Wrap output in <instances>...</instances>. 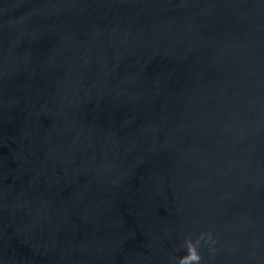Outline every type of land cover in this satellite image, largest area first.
I'll return each instance as SVG.
<instances>
[{
    "label": "water",
    "instance_id": "water-1",
    "mask_svg": "<svg viewBox=\"0 0 264 264\" xmlns=\"http://www.w3.org/2000/svg\"><path fill=\"white\" fill-rule=\"evenodd\" d=\"M198 238L264 264V0H0V264Z\"/></svg>",
    "mask_w": 264,
    "mask_h": 264
},
{
    "label": "clouds",
    "instance_id": "clouds-1",
    "mask_svg": "<svg viewBox=\"0 0 264 264\" xmlns=\"http://www.w3.org/2000/svg\"><path fill=\"white\" fill-rule=\"evenodd\" d=\"M208 238L211 236L209 234ZM199 243V238L196 242H193L191 239L185 241L186 244V253L179 257V264H199L201 260L200 253L197 251V244Z\"/></svg>",
    "mask_w": 264,
    "mask_h": 264
}]
</instances>
